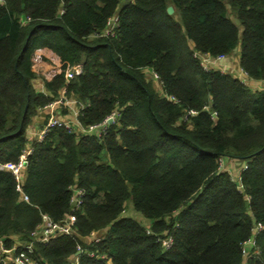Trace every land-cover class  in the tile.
Returning a JSON list of instances; mask_svg holds the SVG:
<instances>
[{"label": "trees", "instance_id": "1", "mask_svg": "<svg viewBox=\"0 0 264 264\" xmlns=\"http://www.w3.org/2000/svg\"><path fill=\"white\" fill-rule=\"evenodd\" d=\"M236 50L262 79L264 0H4L0 162L18 159L39 107L64 89L82 127L118 114L101 136L54 126L33 141L22 183L29 201L0 170V244L29 240L43 214H72V235L35 244L42 264H264V229L256 249L242 251L264 224V90L194 56ZM223 157L247 168L234 179ZM70 186L86 190L76 211ZM129 200L150 226L124 215Z\"/></svg>", "mask_w": 264, "mask_h": 264}, {"label": "built area", "instance_id": "2", "mask_svg": "<svg viewBox=\"0 0 264 264\" xmlns=\"http://www.w3.org/2000/svg\"><path fill=\"white\" fill-rule=\"evenodd\" d=\"M131 1V0H130ZM4 0H0V4H3ZM118 17L117 15L110 18L108 21V26L105 29V34L113 36L115 33V28L117 26ZM194 56H196L200 64L205 70H209L212 68L220 69L223 72H229V63L227 62V57L229 55H218V56H212L209 53H202L199 51H194ZM240 75L238 76L239 80L246 84L251 86V81L256 80L259 82L258 84L260 87L259 90H264V77L262 79H254L249 76L248 72L241 67ZM75 71L77 73L81 72V67L77 65L75 67ZM157 77V75H155ZM257 89V90H258ZM175 98V97H173ZM67 102L66 99V91L65 89L62 91L61 95L57 97L56 99L46 103L42 107H39V112L46 113L47 117L45 121L42 123V128L39 133V139L41 140L45 137V135L49 132V130L54 126H64L68 129H72L73 125L70 121L64 120L59 117L61 114L62 106ZM197 111L194 109H190L188 113L185 115V119L189 117V115L195 114ZM118 112L115 111L112 114H110L103 122L98 124H92L88 126L87 128L82 127L83 132L87 133H95L98 136L103 135L108 128V124L112 123ZM213 116H216V112L212 113ZM33 151V145L27 146L24 151L20 154L18 159L16 161H5L0 162V170H7L10 171L16 181H17V190L20 192L21 199L25 201H29V196L24 193L22 183L24 181V170L26 166L28 165V155ZM235 160V159H234ZM224 161V157L220 159V168L221 169H227L231 176L235 179L236 176H238V171L240 170H231L229 168L230 166L222 167V162ZM237 161V160H236ZM241 161V160H238ZM247 168V163L243 162L241 169ZM236 171V172H234ZM70 189L72 191L70 196V204L72 211L79 210L84 202V196L86 193V190L84 187H77V186H70ZM75 218L71 214L69 215L65 220L58 221L49 216L48 214L42 215L41 222L36 226L35 229H33L30 232V239L25 242H18L14 244L13 248L11 250L16 252V264H42V261L38 258L36 253V247L35 244L37 242H43L46 243L50 240V238L56 234H69L72 235L75 232ZM264 229V224L261 221H258L256 225L252 228V235L251 237L246 240L242 245V251L244 255H248L250 253V250L256 247V236ZM149 231V228H148ZM96 232H93L92 237L94 239L99 240L100 237H95ZM172 244V238L170 237L166 242H164V245L166 248H169ZM6 248L2 244H0V264H3V251H5ZM256 249V248H255ZM82 248L79 246L78 252H81ZM91 255H94V252H90ZM105 257V255H102ZM71 264H79L78 258L73 260Z\"/></svg>", "mask_w": 264, "mask_h": 264}, {"label": "crops", "instance_id": "3", "mask_svg": "<svg viewBox=\"0 0 264 264\" xmlns=\"http://www.w3.org/2000/svg\"><path fill=\"white\" fill-rule=\"evenodd\" d=\"M227 62L229 63V72H231L234 76L238 77L240 75L241 72V65H240V59H239V51L236 50L234 53H232L231 55H229L227 57ZM38 83V85L40 86V88L43 90V84L40 80L36 81ZM259 82H257L256 80L251 81V87L254 90H257L260 85L258 84ZM79 110H80V106L77 103V100L73 97L67 99V109L65 110L64 113L61 112V114L59 115L60 118L64 119V120H68L72 123L73 127L80 131L82 130V125L78 119L79 116ZM46 119V113L44 112H38V114H36L28 128V137H29V141H28V146L32 145L33 141L38 140L39 139V133L40 130L42 128V123L44 122V120ZM235 162H232L231 160L228 161V166H233V168L235 170H237V167H235ZM125 212V211H124ZM124 215H126L124 213ZM105 234V230L96 232L95 237H102ZM19 237H16L15 242H22L19 241L18 239ZM3 264H16L15 263V259H16V252L11 250V249H5V251H3Z\"/></svg>", "mask_w": 264, "mask_h": 264}, {"label": "rangeland", "instance_id": "4", "mask_svg": "<svg viewBox=\"0 0 264 264\" xmlns=\"http://www.w3.org/2000/svg\"><path fill=\"white\" fill-rule=\"evenodd\" d=\"M123 1H130V0H122V2ZM155 85L159 89V83L156 82ZM230 160L232 162H235L234 159H228V158L226 159V158H224V161L222 162V167L224 168V167L228 166V161H230ZM243 162L244 161H238L237 160L236 163H235V167H237L238 170H241V167H242ZM229 168H231L232 171L235 170L233 168V166H230ZM234 172H236V171H234ZM124 213L126 215H128V216H131V217L135 218L140 223H142L144 226H147V225L150 226L151 225V220L149 218H146L145 216H143L137 210H135V208H134L131 200L128 201V205H127V208H126V210H125Z\"/></svg>", "mask_w": 264, "mask_h": 264}, {"label": "water", "instance_id": "5", "mask_svg": "<svg viewBox=\"0 0 264 264\" xmlns=\"http://www.w3.org/2000/svg\"><path fill=\"white\" fill-rule=\"evenodd\" d=\"M173 11H174L173 6H169V7H168V12H169V13H172Z\"/></svg>", "mask_w": 264, "mask_h": 264}]
</instances>
